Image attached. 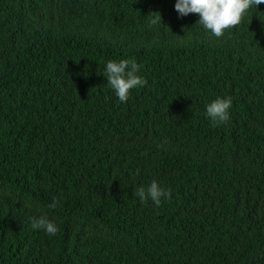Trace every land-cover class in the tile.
I'll use <instances>...</instances> for the list:
<instances>
[{"label":"trees","instance_id":"obj_1","mask_svg":"<svg viewBox=\"0 0 264 264\" xmlns=\"http://www.w3.org/2000/svg\"><path fill=\"white\" fill-rule=\"evenodd\" d=\"M176 2L0 0V264H264V3L217 38Z\"/></svg>","mask_w":264,"mask_h":264},{"label":"clouds","instance_id":"obj_2","mask_svg":"<svg viewBox=\"0 0 264 264\" xmlns=\"http://www.w3.org/2000/svg\"><path fill=\"white\" fill-rule=\"evenodd\" d=\"M262 3L264 0H177L175 9L180 17L197 14L199 16L197 23L214 37L220 38L226 32H230L243 23L245 16L253 6L258 7ZM155 13L157 15L150 18L151 25H157L162 20L161 14ZM140 67L141 65L135 59L107 62L103 75L120 102L126 103L129 100L132 89L147 84V80L138 75ZM232 103V98L229 96L227 98L218 97L207 105L206 114L213 127L230 119L229 110ZM168 143L166 139L161 141V147ZM134 194L139 197L142 203L146 204L151 200L157 207L161 205L162 200H171L172 198V190L161 187L155 180L147 188L141 186L135 189ZM59 203V199L54 197L48 207L54 209ZM31 226L33 229L43 230L49 236H54L59 231L58 226L47 215L32 218Z\"/></svg>","mask_w":264,"mask_h":264}]
</instances>
